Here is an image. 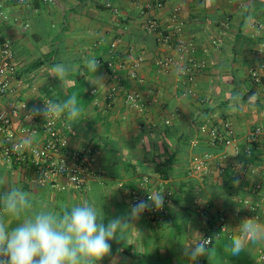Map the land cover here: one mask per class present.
Wrapping results in <instances>:
<instances>
[{
	"label": "crops",
	"instance_id": "1",
	"mask_svg": "<svg viewBox=\"0 0 264 264\" xmlns=\"http://www.w3.org/2000/svg\"><path fill=\"white\" fill-rule=\"evenodd\" d=\"M157 1L165 7L155 8ZM146 16L172 39L148 32ZM5 41L16 67L9 97L29 106L14 120L15 137L41 142V136L27 134L31 110L75 94L80 121L71 125L62 113L57 127L69 151H97L79 188L62 176L44 179L31 165L0 154V194L21 187L29 200L53 210L87 200L107 222L127 214L143 177L154 185L165 181L174 192L167 213L160 221L141 215L125 239L111 241V254L98 264H197L198 258L211 264L209 254L196 260L185 254L207 234L213 239L209 250L217 246L224 253L220 264H264V240L250 244L246 238L249 250L239 255L226 251L254 209L264 223V141L246 152L249 132L264 127V85L252 77H264V0H0V45ZM139 54L144 85L129 73ZM167 55L172 63L163 68L157 62ZM92 58L98 61L95 73L85 65ZM62 60L78 65L63 84L50 72ZM195 61L204 67H193ZM184 67L194 74L192 83L177 75ZM133 92L142 104L151 95L154 105L129 103ZM224 121L237 123L238 156L230 146L211 144L203 130ZM200 154L215 157L209 174L197 178L190 161ZM8 223L15 226L11 217Z\"/></svg>",
	"mask_w": 264,
	"mask_h": 264
},
{
	"label": "clouds",
	"instance_id": "2",
	"mask_svg": "<svg viewBox=\"0 0 264 264\" xmlns=\"http://www.w3.org/2000/svg\"><path fill=\"white\" fill-rule=\"evenodd\" d=\"M251 19L250 15L246 17L245 26ZM85 65L95 73L98 61L92 58L86 60ZM77 67L62 60L53 64L50 72L63 84ZM182 72L183 69H177L178 76ZM62 113L67 114L71 125L80 121L81 108L75 94L62 103L44 102V107L32 109L30 116L46 118ZM164 204L163 193H149L147 200L131 204L126 215L105 222L102 210H98L93 202L85 200L53 210L48 205H37L29 200L21 187L10 186L8 191L0 194V264H98L111 254V241L125 239L133 221L146 210L162 209ZM9 217L14 219L15 226L9 225ZM238 229L242 235L232 236L226 247L231 255L249 250L245 248L246 238L250 244L264 240V223L259 217L245 218ZM210 243V240L201 239L193 244L194 247H186L185 254L192 260L205 254L214 256V250L207 248Z\"/></svg>",
	"mask_w": 264,
	"mask_h": 264
},
{
	"label": "built area",
	"instance_id": "3",
	"mask_svg": "<svg viewBox=\"0 0 264 264\" xmlns=\"http://www.w3.org/2000/svg\"><path fill=\"white\" fill-rule=\"evenodd\" d=\"M19 3H26L27 0H17ZM41 2H50L52 0H40ZM155 8L162 9L165 7L163 1H157ZM180 12V6H175L173 10V19L177 20ZM144 25L148 32L158 34L163 41L169 42L172 35L164 33L158 25V22L150 16L144 18ZM28 27V25H26ZM180 46H184L180 41ZM114 42L112 47H116ZM186 50V48H185ZM143 58L141 54L132 63L130 68V77L138 80L140 84H145L142 78H139L138 71ZM158 65L167 68L172 63V58L167 55L163 59L158 60ZM109 69L114 67L113 62H108ZM193 67L203 68L204 63L194 62ZM182 75L188 79L190 83L195 80L194 74L190 73V69L182 68ZM16 67L14 64V53L9 41H5L0 45V154L6 160H14L21 163L31 165L44 179H49L56 176L65 177L73 186L79 188L84 182V166L95 156L97 150H86L83 152L69 151L68 140L61 135L57 127L56 115H50L44 118L43 115L32 116L31 124L27 130V134L31 136H41L42 141L39 143L33 142L28 138H16L13 132L14 120L20 116L22 112L28 111L27 102L16 101L10 99L12 90V81L15 77ZM252 77L256 82H260V76L257 72L252 73ZM118 87H113L112 92H117ZM129 103L144 109L145 106L152 107L155 100L150 97L142 104L138 92L129 93L127 96ZM166 124H170L167 120ZM236 122L224 121L221 125H213L209 128H203L210 138L213 145H225L232 147L233 156H238L241 152L239 145L235 140ZM25 140L29 143L25 144ZM264 141V127H258L249 132L247 154H252L260 143ZM215 155L200 154L194 156L190 161L191 175L194 177H202L210 172L209 161ZM226 157L221 154L220 158ZM163 193L165 198L164 207L160 210L153 208L146 210L142 216H146L155 221H160L167 213L169 203L174 197V192L167 186V182L161 181L158 185H154L151 178L143 177L140 183V188L132 194L131 204L138 200H147L149 193ZM259 217L258 210H253L245 218ZM221 220L225 217L221 214ZM201 239L210 240L207 245L209 249L213 243L210 235H205ZM200 239V240H201ZM199 240V241H200ZM259 259L264 262V245L259 251ZM197 264H203L201 259L197 260Z\"/></svg>",
	"mask_w": 264,
	"mask_h": 264
},
{
	"label": "rangeland",
	"instance_id": "4",
	"mask_svg": "<svg viewBox=\"0 0 264 264\" xmlns=\"http://www.w3.org/2000/svg\"><path fill=\"white\" fill-rule=\"evenodd\" d=\"M223 255L224 253H222L221 250L216 246V249L214 251V256L212 258L213 261L211 264H220V261L223 259Z\"/></svg>",
	"mask_w": 264,
	"mask_h": 264
},
{
	"label": "trees",
	"instance_id": "5",
	"mask_svg": "<svg viewBox=\"0 0 264 264\" xmlns=\"http://www.w3.org/2000/svg\"><path fill=\"white\" fill-rule=\"evenodd\" d=\"M258 84H260V85H264V77H262V78L260 79V82H259Z\"/></svg>",
	"mask_w": 264,
	"mask_h": 264
}]
</instances>
